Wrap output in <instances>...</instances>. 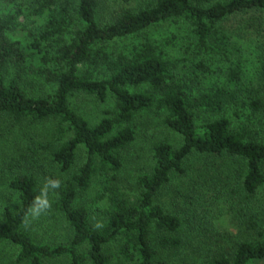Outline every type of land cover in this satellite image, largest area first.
I'll list each match as a JSON object with an SVG mask.
<instances>
[{
	"label": "trees",
	"instance_id": "trees-1",
	"mask_svg": "<svg viewBox=\"0 0 264 264\" xmlns=\"http://www.w3.org/2000/svg\"><path fill=\"white\" fill-rule=\"evenodd\" d=\"M167 23L183 34L150 37ZM85 99L108 107L90 122ZM0 118L23 130L14 264H264V0H0ZM44 180L55 244L25 230Z\"/></svg>",
	"mask_w": 264,
	"mask_h": 264
},
{
	"label": "rangeland",
	"instance_id": "rangeland-1",
	"mask_svg": "<svg viewBox=\"0 0 264 264\" xmlns=\"http://www.w3.org/2000/svg\"><path fill=\"white\" fill-rule=\"evenodd\" d=\"M236 24V21L230 20L228 22V26L233 27ZM31 27V26H30ZM183 27L179 24H161L159 26L153 27L148 31V34L152 39H164L171 34H183L181 29ZM25 34L24 31H20L18 29L13 30L9 34L15 39L24 40L23 35ZM172 53V51H171ZM171 55L175 56L176 53H172ZM37 87V86H36ZM43 91L39 89L38 92ZM71 105L73 109H75L78 113H80L83 117L88 119L90 122L95 121L97 116L101 115V111L108 107V102L105 104H100L95 100H88L85 99L84 102L76 103L73 100L71 101ZM156 118V117H155ZM151 114L149 118L145 117L146 126L149 127V132L146 133V137L150 138H157L161 135V130L157 128V122L159 119H155ZM156 120V121H155ZM53 126L50 123L40 124L34 127V130L46 135ZM144 128V127H143ZM23 144V130L19 127L11 126L8 123V120L5 118H0V207H13L15 204V196L11 194V192L7 188V180H8V162L10 158L15 156L17 151L22 147ZM137 145H141L138 143ZM14 154V155H13ZM199 161V160H198ZM198 161L196 159L192 160V165L197 166ZM200 162V161H199ZM45 167H49L48 164L43 162V170L45 171ZM190 164L188 170L190 171ZM49 169V168H48ZM40 173V172H39ZM36 173L39 177V180L42 178L41 174ZM124 176V173H121ZM128 171H125V176L129 178ZM177 180H173V187L170 192H166L162 195L160 199V203L168 206V207H176V202L179 201L175 197L174 189L177 188L175 186L177 184ZM43 182L41 181V184ZM44 190H47L46 183L44 180L43 183ZM123 191H126L124 189ZM127 192V191H126ZM12 195V197H11ZM11 197V198H10ZM51 211V210H49ZM49 211L46 214H41L38 219L30 218L27 223L25 224V230L29 232V234L33 237V239L37 242H48V243H56L62 241L65 236L66 232L63 231V225L60 222L55 223V220L51 215H49ZM64 237V238H63ZM13 249L9 246L0 245V264H14L12 259ZM53 264H58V262H54Z\"/></svg>",
	"mask_w": 264,
	"mask_h": 264
},
{
	"label": "clouds",
	"instance_id": "clouds-1",
	"mask_svg": "<svg viewBox=\"0 0 264 264\" xmlns=\"http://www.w3.org/2000/svg\"><path fill=\"white\" fill-rule=\"evenodd\" d=\"M47 184L52 188H59V180H48ZM51 208V202L48 200L46 190H41V194L34 197L29 214L32 219H38L41 214H46Z\"/></svg>",
	"mask_w": 264,
	"mask_h": 264
}]
</instances>
